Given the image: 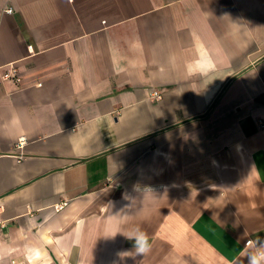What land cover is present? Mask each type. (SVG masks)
Segmentation results:
<instances>
[{
	"label": "crops",
	"instance_id": "crops-1",
	"mask_svg": "<svg viewBox=\"0 0 264 264\" xmlns=\"http://www.w3.org/2000/svg\"><path fill=\"white\" fill-rule=\"evenodd\" d=\"M6 7L0 264H247L264 241V0Z\"/></svg>",
	"mask_w": 264,
	"mask_h": 264
},
{
	"label": "clouds",
	"instance_id": "clouds-1",
	"mask_svg": "<svg viewBox=\"0 0 264 264\" xmlns=\"http://www.w3.org/2000/svg\"><path fill=\"white\" fill-rule=\"evenodd\" d=\"M129 240L134 241V248L137 254L146 255L151 250L148 234L141 228L136 227L127 235ZM242 256L247 258V264H264V241L257 239L248 241ZM236 264H243L237 260Z\"/></svg>",
	"mask_w": 264,
	"mask_h": 264
},
{
	"label": "built area",
	"instance_id": "built-area-1",
	"mask_svg": "<svg viewBox=\"0 0 264 264\" xmlns=\"http://www.w3.org/2000/svg\"><path fill=\"white\" fill-rule=\"evenodd\" d=\"M12 13H13L12 7L0 8V17L6 14H12ZM2 79L11 80L13 82H18L19 76H18L17 70L14 67L9 66V68L3 73ZM151 97H153L154 99H160L161 94L158 91H153L151 93ZM62 207L63 205L57 206V210H60ZM4 225H5V222L1 219V216H0V230L4 227Z\"/></svg>",
	"mask_w": 264,
	"mask_h": 264
}]
</instances>
